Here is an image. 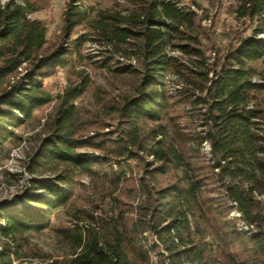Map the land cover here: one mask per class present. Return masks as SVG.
Returning a JSON list of instances; mask_svg holds the SVG:
<instances>
[{
	"label": "trees",
	"instance_id": "16d2710c",
	"mask_svg": "<svg viewBox=\"0 0 264 264\" xmlns=\"http://www.w3.org/2000/svg\"><path fill=\"white\" fill-rule=\"evenodd\" d=\"M195 7V0H115L100 8L67 0L64 42L46 51L36 7L0 0V146L53 101L43 77L54 67L88 58L125 87L108 106L116 127L92 134H79L74 102L88 73L78 71L79 82L56 96L31 168L49 174L0 199V264H14L31 233L53 227L78 175L115 189L130 185L122 190L128 201L70 208L72 225L55 229L70 252L48 264H264V71L257 66L264 0H237L235 17L250 32L224 47L205 44ZM86 43L94 54L82 52ZM24 64L21 80L12 81Z\"/></svg>",
	"mask_w": 264,
	"mask_h": 264
},
{
	"label": "rangeland",
	"instance_id": "374dc122",
	"mask_svg": "<svg viewBox=\"0 0 264 264\" xmlns=\"http://www.w3.org/2000/svg\"><path fill=\"white\" fill-rule=\"evenodd\" d=\"M67 0H29L36 7L32 17L41 20L46 26L47 48L51 50L59 42H64L62 36V11ZM86 4L92 3L95 8L109 5L115 0H81ZM190 3L193 0H183ZM200 8L195 10L204 19L202 26L206 30L208 38L204 39L208 47L217 45L224 47L232 37L250 32L251 27L241 23L235 17L237 0H195ZM75 36V35H73ZM84 54H94L92 45L84 44ZM264 71V60L257 64ZM27 65H22L12 81L23 77ZM88 73V85L83 93L74 98L79 110V134H92L95 130L106 131L116 127L117 114L110 110L112 104L118 101L125 87L121 82L109 76L105 71L95 68L86 58L77 63L75 67H54L51 73L43 77V84L54 99L50 103L37 109L34 116L24 125L15 130L17 136L5 141L0 146V199L10 198L15 194H22L30 188L31 176H45L49 172L31 171L35 169L33 159L41 139L47 134L52 125V117L55 116L57 99L67 86L78 83V71ZM83 73V74H84ZM126 184L115 189L108 187L101 179H94L87 175H78L74 179L73 195L71 201L53 214L50 229L30 234V244L27 253L14 261V264H48L53 258H60L70 252L68 242L57 232V227L71 226L72 217L68 215L70 208H91L101 205L102 208H114L113 198L119 196L122 201H128L122 190L130 185ZM40 192V191H39ZM130 200V199H129ZM133 202V207L137 203ZM130 205V204H129ZM128 204L121 207L132 208ZM74 220V219H73ZM83 222V221H80Z\"/></svg>",
	"mask_w": 264,
	"mask_h": 264
}]
</instances>
